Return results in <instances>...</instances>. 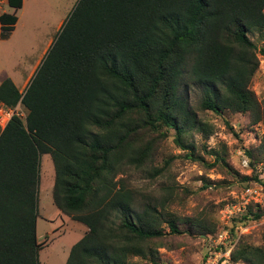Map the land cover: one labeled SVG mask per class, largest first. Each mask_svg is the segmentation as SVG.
Returning a JSON list of instances; mask_svg holds the SVG:
<instances>
[{
    "label": "trees",
    "instance_id": "16d2710c",
    "mask_svg": "<svg viewBox=\"0 0 264 264\" xmlns=\"http://www.w3.org/2000/svg\"><path fill=\"white\" fill-rule=\"evenodd\" d=\"M7 5L19 9L22 0ZM16 20L15 13L0 14V33ZM254 30L264 39V0H78L26 88L19 91L8 77L0 82L4 107L20 100L27 109L0 131V264H41L36 219L43 154L54 169L55 207L87 228L64 264H129L133 257L156 264L168 232L214 235L218 221L180 230L163 201L137 210L134 192L116 177L125 166L145 163L149 176L161 174L143 133L162 127L173 129L187 158L198 159L194 145L183 141L190 129H202L181 93L185 82L202 88L203 109L247 113L251 123H264L250 88L259 56L264 59V45L249 37ZM244 153L251 162L264 156V135ZM209 154L228 167L222 155ZM241 177L248 180L243 187L252 184ZM260 218L264 209L250 205L229 228ZM248 234L232 260L264 264V232L258 245L244 241Z\"/></svg>",
    "mask_w": 264,
    "mask_h": 264
},
{
    "label": "rangeland",
    "instance_id": "374dc122",
    "mask_svg": "<svg viewBox=\"0 0 264 264\" xmlns=\"http://www.w3.org/2000/svg\"><path fill=\"white\" fill-rule=\"evenodd\" d=\"M77 2L23 0L21 8L15 10L4 5L0 14L15 13L17 20L11 31L0 33V80L8 77L19 91L26 88L53 44L60 26ZM249 37L258 47L264 45V39L256 30L249 33ZM259 59L250 88L263 110L264 59L260 56ZM181 93L186 97L195 119L202 124V129L192 128L183 135L184 143L194 145V154L198 159L193 161L186 157L188 150L176 145L173 129L162 127L157 131L149 130L143 133V139L152 144V165L162 168L161 174L149 176V164L145 163L141 167H123L122 173L116 178H122L126 187L134 192L137 210L145 203L163 201L179 217L180 230L196 228L191 224L194 222H202L211 228L219 221L221 203L230 197L231 191H239L247 183L248 180L241 176L251 178L249 183L252 184L257 183V180L252 179L254 176L264 183V156L252 162L261 165V172L256 173L253 169L249 175L240 166L238 154L242 149L256 148L264 135V123H251L247 113L222 111L218 114L203 109L200 106L202 88L195 83L185 82ZM24 112L26 115L27 109ZM208 129H211V133L206 136ZM209 151L222 155L228 167L224 163L215 162ZM254 152L257 153L256 150ZM212 163L214 166L209 167L208 164ZM53 181L52 161L48 154H43L39 164L36 219V236L41 245L38 259L41 264H64L71 246L87 231L84 225L55 207L52 199ZM260 208L264 209V206ZM248 224L251 226L250 233L243 237L244 241L253 245L260 244L264 232L263 219ZM204 241L205 238L197 234L182 232L171 235L168 232L162 239L163 245L157 250L156 264H202ZM129 264L152 263L133 257Z\"/></svg>",
    "mask_w": 264,
    "mask_h": 264
},
{
    "label": "built area",
    "instance_id": "2783aa9c",
    "mask_svg": "<svg viewBox=\"0 0 264 264\" xmlns=\"http://www.w3.org/2000/svg\"><path fill=\"white\" fill-rule=\"evenodd\" d=\"M6 4L7 0H0V12L3 11V7ZM12 116L21 118L26 116L20 100L13 108L4 107L0 103V131L4 129ZM238 154L240 156L239 164L247 174L250 175L253 169L256 173L261 172V165L252 163L243 149L238 151ZM250 205L264 206L263 184L253 183L241 188L239 191H231L230 197L223 201L219 210V229L214 235H209L204 241L205 252L202 256V264H242L239 261H233L231 255L241 236L250 233L251 226L249 224L236 225L233 228L234 230L231 231L229 225L233 218L244 214ZM262 219L264 221V218Z\"/></svg>",
    "mask_w": 264,
    "mask_h": 264
},
{
    "label": "crops",
    "instance_id": "0c3cea01",
    "mask_svg": "<svg viewBox=\"0 0 264 264\" xmlns=\"http://www.w3.org/2000/svg\"><path fill=\"white\" fill-rule=\"evenodd\" d=\"M22 3H23V0H22ZM13 9V8H12ZM15 10V9H14ZM1 13V12H0ZM2 80V79H1ZM1 80H0V82H1Z\"/></svg>",
    "mask_w": 264,
    "mask_h": 264
}]
</instances>
